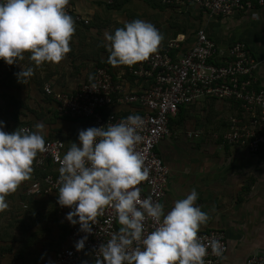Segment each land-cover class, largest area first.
<instances>
[{
	"label": "crops",
	"instance_id": "0c3cea01",
	"mask_svg": "<svg viewBox=\"0 0 264 264\" xmlns=\"http://www.w3.org/2000/svg\"><path fill=\"white\" fill-rule=\"evenodd\" d=\"M68 3L88 23L82 25L73 21L75 30L69 41L70 51L59 63L69 58L76 70L81 71L78 80H82L61 89L60 83L56 82L55 64L58 62L37 65L29 59L28 51L12 65L0 59V121L4 122L0 130L10 133L28 125L30 131H38L34 126L41 121L44 128L39 131L44 139L57 137L69 145L79 143L78 131L90 127L88 121L57 116L52 96L44 92V85L50 84L54 90H70L88 79L95 67L104 66L126 89L137 91L146 87V82L125 72L127 65L114 66L107 62L109 53L105 45L109 42L104 33H112L134 19L150 22L158 30L162 39L157 49L170 39L182 38L179 48L171 51L173 54L186 51L199 28L221 50L242 41L259 61L254 73L255 88L264 86V5L254 7L256 18L250 11L235 10L221 16L193 4L174 6L159 0H117L111 5L105 0H68ZM93 63L91 74L84 77V72ZM29 67L31 76L18 80L14 74ZM65 87H68L66 83L62 85ZM28 93L33 99L27 96ZM34 107L41 114L36 115ZM242 114L238 103L230 99L205 98L181 106L178 114L169 121L170 134L155 146L156 153L169 169L160 200L165 214L175 200L184 198L194 189L197 193L195 204L208 215L207 222L198 231L221 229L225 232L228 248L219 264H244L248 255L264 254V156L222 139L228 130L229 118ZM194 129H200L201 134L186 137V132ZM28 182V179L22 181L14 192L5 196L7 207L0 210L2 231L7 229L3 221L5 216L17 219L11 236L17 239L1 237L0 246L9 244L11 247L0 251V258L9 254L6 262L0 263L55 264V252L69 243L66 206L57 203V193L23 194ZM27 218L34 219L27 222ZM26 226H31L29 232H26Z\"/></svg>",
	"mask_w": 264,
	"mask_h": 264
},
{
	"label": "clouds",
	"instance_id": "9594fccd",
	"mask_svg": "<svg viewBox=\"0 0 264 264\" xmlns=\"http://www.w3.org/2000/svg\"><path fill=\"white\" fill-rule=\"evenodd\" d=\"M68 0H0V59L12 65L25 51L29 59L56 63L70 51L74 32L72 17L66 13ZM109 43L107 62L132 65L148 58L158 47L161 34L150 22L134 19L114 32L104 33ZM32 69L15 73L17 79L29 77ZM0 121V128L3 126ZM142 118L129 115L115 124L92 126L78 131L79 143L73 142L59 161L57 203L70 208L65 215L79 230L91 233V225L105 206L115 209L121 225L106 244L100 245L102 259L96 264H204L206 249L221 254L218 240L202 243L197 236L208 215L195 204L193 189L175 200L165 214L163 205L151 197L140 198L134 187L148 176L143 158L134 146L141 141L138 129ZM38 131L0 130V210L7 207L5 196L29 178L33 160L44 151L42 123ZM29 183V182H28ZM28 186V184H27ZM26 191V190H25ZM146 217L155 223L145 234ZM87 236L76 243L84 248ZM135 242L136 246L132 247Z\"/></svg>",
	"mask_w": 264,
	"mask_h": 264
},
{
	"label": "built area",
	"instance_id": "2783aa9c",
	"mask_svg": "<svg viewBox=\"0 0 264 264\" xmlns=\"http://www.w3.org/2000/svg\"><path fill=\"white\" fill-rule=\"evenodd\" d=\"M117 0H105L113 4ZM166 5H196L213 15L227 16L235 10L253 12L255 6L264 5V0H159ZM65 11L73 21L82 25L87 19L74 11L67 3ZM182 38L168 40L148 58L127 65L125 72L147 86L130 91L122 86L117 77L106 67H95L92 75L70 90H54L50 84L44 85V92L52 96L53 110L59 117L86 119L89 126L115 124L129 115L142 118L138 129L141 141L134 146L141 154L148 176L138 185L140 198L151 197L159 202L164 195L169 169L155 151L158 141L170 134L169 121L175 117L181 106H186L205 98L230 99L243 110L241 117L231 116L229 127L222 139L228 144L243 145L249 152L264 156V86L255 88V70L259 61L249 47L236 41L226 50L218 48L202 28L195 32L194 41L184 52L172 53L179 48ZM177 52V51H176ZM129 107V108H128ZM128 108V109H125ZM125 109V110H124ZM30 131L28 125L19 128ZM200 129L189 130L186 137L201 134ZM44 151L38 152L33 160L32 172L28 178L27 195L52 194L59 188V161L71 146L60 138H45ZM49 165L50 172L39 176ZM70 208L66 206V212ZM145 234L150 233L155 223L146 217L143 221ZM121 225L116 219L115 209L105 206L91 225L92 232L79 230V224L68 225L67 246L57 250L55 264H78L82 250H89L94 262L102 259L99 246L104 245L111 235L117 233ZM87 236L84 248L76 250L75 243ZM202 243L215 239L220 242L221 254L215 255L206 249L204 264H219L227 251V239L221 229L197 232ZM135 242L132 247H135ZM244 264H264V254H250Z\"/></svg>",
	"mask_w": 264,
	"mask_h": 264
},
{
	"label": "rangeland",
	"instance_id": "374dc122",
	"mask_svg": "<svg viewBox=\"0 0 264 264\" xmlns=\"http://www.w3.org/2000/svg\"><path fill=\"white\" fill-rule=\"evenodd\" d=\"M111 5V4H110ZM94 66V63L93 64H90V66H88V70H86L85 72H84V77H88L90 74H91V72H92V68H94L93 67ZM110 67V66H109ZM50 68V67H49ZM76 66L73 64V62H71L70 60H69V58L67 59V61L66 62H58L57 64H55V72H56V74L58 75V78H57V80H56V82L57 83H60V85H61V89H67V88H69L71 85H74V84H76L77 82H80L81 80H78L79 79V76L81 75V71L78 69V71L76 70ZM51 69H52V67H51ZM78 72H80V74H77ZM64 83H66V86H68V87H65V88H62V85L64 84ZM27 96L29 97V98H32L33 96H32V94L31 93H28L27 94ZM33 99V98H32ZM32 103V102H31ZM34 103V102H33ZM34 109H35V112H36V115H39V114H41L38 110H37V108L36 107H34ZM39 119H41V117L39 118ZM42 120V119H41ZM38 122H41V121H38ZM50 138H55V137H50ZM23 192V194L24 193H26V191L24 192V191H22ZM21 192V193H22ZM54 193V192H53ZM52 193V194H53ZM47 195H50V194H47ZM30 196H34V195H30ZM13 204H15L16 206H18L17 204L18 203H15V202H13ZM15 208V207H14ZM28 219V218H27ZM26 219V221L27 222H31V220H33V219H28L27 220ZM4 221V223H5V225H6V227H7V229L5 230V231H2V227H0V240H1V237L3 236H6L7 238L8 237H10V236H12L13 235V233H14V228H15V223H16V221H17V219H15L14 218V216H5V220H3ZM34 223H32V224H29V225H33ZM12 228V229H11ZM11 229V230H10ZM30 229H31V226H26L25 227V230H26V232L28 231H30ZM9 230V231H8ZM19 230H21V228H19ZM2 231V232H1ZM15 232H18V230H16ZM28 237V236H27ZM0 243H1V241H0ZM6 244V243H5ZM6 255H9V254H5V256L4 257H2V258H0V261L1 262H6V260H7V258H6ZM11 256V255H10ZM0 264H5V263H0ZM8 264V263H7ZM12 264V263H11Z\"/></svg>",
	"mask_w": 264,
	"mask_h": 264
},
{
	"label": "water",
	"instance_id": "95a60500",
	"mask_svg": "<svg viewBox=\"0 0 264 264\" xmlns=\"http://www.w3.org/2000/svg\"><path fill=\"white\" fill-rule=\"evenodd\" d=\"M78 264H95L89 250H82L79 256Z\"/></svg>",
	"mask_w": 264,
	"mask_h": 264
},
{
	"label": "trees",
	"instance_id": "16d2710c",
	"mask_svg": "<svg viewBox=\"0 0 264 264\" xmlns=\"http://www.w3.org/2000/svg\"><path fill=\"white\" fill-rule=\"evenodd\" d=\"M100 67H104V66H100ZM109 72H111L110 70H109ZM112 73V72H111ZM56 114V113H55ZM57 115V114H56ZM63 118H70V117H63ZM61 139V138H60ZM50 170H51V166L49 165V167L44 171V172H42V171H37V174L41 177V176H43L45 173H47V172H50ZM58 194V189L57 190H55V192H54V194ZM28 196H30V195H28ZM24 224V223H23ZM24 228V227H23ZM23 236V235H22ZM8 239H10V240H12V241H14V240H16L17 239V237H8ZM10 245L9 244H6L5 246L4 245H2V246H0V251L1 250H4V249H10Z\"/></svg>",
	"mask_w": 264,
	"mask_h": 264
}]
</instances>
